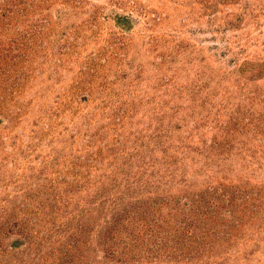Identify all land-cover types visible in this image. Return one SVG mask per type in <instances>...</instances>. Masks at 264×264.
<instances>
[{"label":"rangeland","instance_id":"1","mask_svg":"<svg viewBox=\"0 0 264 264\" xmlns=\"http://www.w3.org/2000/svg\"><path fill=\"white\" fill-rule=\"evenodd\" d=\"M0 264H264V0H0Z\"/></svg>","mask_w":264,"mask_h":264}]
</instances>
